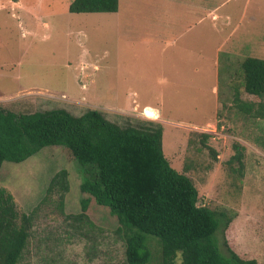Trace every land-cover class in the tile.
<instances>
[{"label":"rangeland","instance_id":"obj_1","mask_svg":"<svg viewBox=\"0 0 264 264\" xmlns=\"http://www.w3.org/2000/svg\"><path fill=\"white\" fill-rule=\"evenodd\" d=\"M72 1L0 0V106L14 113L60 108L77 116L96 109L120 126L148 120L162 124L164 154L173 168L193 180L199 205L226 211L232 220L225 232L230 247L242 258L264 264V117L241 114L232 106L231 87L241 85L245 58L264 57V0H211L217 12L210 33L209 23L205 26L212 84L196 91L177 82L175 74L194 72L175 67L171 52L141 49L124 37L123 12L154 18L161 0H120L119 15L104 19L71 13ZM174 1L180 17L195 14L193 6L202 3ZM147 31L133 29L132 36L150 37L152 29ZM231 36L247 42L229 58L226 38ZM140 53L148 57L137 60L133 54ZM154 56L161 59L159 65ZM145 105L159 110L161 117ZM259 107L257 115L264 116ZM199 133L213 137L204 145ZM235 143L245 147L243 177L234 170L238 165L228 162ZM63 169L69 173L70 190L61 211L57 195L43 200L50 181ZM83 181L78 162L64 146L43 148L21 163L4 162L0 187L13 195L20 213L36 210L24 264H126V243L108 210L91 202V228L70 218L82 212L81 201L88 197L80 190ZM217 238L224 250L220 232ZM150 246V264H159L157 239Z\"/></svg>","mask_w":264,"mask_h":264},{"label":"trees","instance_id":"obj_2","mask_svg":"<svg viewBox=\"0 0 264 264\" xmlns=\"http://www.w3.org/2000/svg\"><path fill=\"white\" fill-rule=\"evenodd\" d=\"M119 5L120 0H73L69 11L115 13ZM240 68L241 85L231 86L232 106L252 116L254 104L243 97L264 98V59L247 57ZM199 134L204 145L213 137ZM163 135L164 127L156 121L120 126L96 109L77 116L60 108L14 113L0 106V172L4 162L21 163L43 148L64 146L81 168L80 190L88 196L81 201L82 212L70 218L91 228L94 223L87 213L91 202L108 210L119 222L126 264H150L153 238L159 245V264H258L230 247L225 236L232 222L228 213L199 205L193 180L166 158ZM233 146L235 154L228 162L237 164L234 170L243 177L245 147ZM69 190V173L63 169L50 181L43 202L55 194L63 211ZM35 222L36 210L20 213L13 195L0 187V264H24Z\"/></svg>","mask_w":264,"mask_h":264},{"label":"crops","instance_id":"obj_3","mask_svg":"<svg viewBox=\"0 0 264 264\" xmlns=\"http://www.w3.org/2000/svg\"><path fill=\"white\" fill-rule=\"evenodd\" d=\"M176 1H166L161 0L159 4L160 7L158 11L155 13V17L151 18L150 16L144 14H124L123 12V29L125 31L124 37L128 42H134L138 46L143 49L145 46H154L156 49L157 54L164 53V52H171V59L174 62V66L180 68L181 65L183 68H190L191 71L194 72L190 74L186 73H179L175 74L180 82H187L191 91L196 90H205L204 85L207 83L209 89L212 84V52H211V43L209 41V48L207 49V38H206V22L209 23L208 30L209 33L211 32V25L213 20V13L217 12V9L212 8L211 0L204 1L199 5L193 6V11L195 14L190 13L188 15H183L180 17L179 11V3L175 4ZM173 4V5H172ZM207 4V6H206ZM165 5H172L166 6ZM127 8V7H125ZM124 8V11L126 12ZM202 12V13H201ZM170 14L172 15L164 17L161 14ZM91 14L94 19H101V18H114L113 15H119V10L115 13H86ZM220 17V16H219ZM224 17V16H223ZM182 18V19H180ZM227 21L229 16L224 17ZM112 20V19H111ZM114 20V19H113ZM112 20V21H113ZM181 20V21H180ZM204 25V28L201 30L200 26ZM145 28V32L149 33L147 30L152 29V33L150 37H143L140 36L142 33H139L137 36V40L135 39L133 34V29H143ZM187 32L191 33L190 36L186 37ZM243 42H247L245 37L240 36L239 38H226V44L229 43L230 52L227 54V57H233L236 53L240 52ZM247 45V44H246ZM209 50V52H207ZM264 53V49H263ZM137 60H142L144 57H148L142 53L140 54H133ZM158 57V56H157ZM263 58L264 57H258ZM157 65L161 62V59H157L155 56L152 58ZM176 62V63H175ZM192 63L195 65L192 66ZM218 62H214L215 71L217 69ZM207 65V70H206ZM197 73V75H196ZM198 76V78H197ZM197 78V79H196ZM198 82V83H197ZM202 82V83H201ZM202 86L200 88L199 86ZM198 86V87H194ZM244 102H249L250 104H254V109L252 114L257 116V113L261 111L260 105L263 106L264 109V100L260 99L256 96H246L243 97ZM145 107H151V105H145ZM153 108V107H151ZM157 116L161 117V112L157 110ZM257 110V111H256ZM256 111V112H255ZM264 112V111H263ZM161 114V115H160ZM260 116V115H259ZM264 117V116H262ZM261 118V117H258Z\"/></svg>","mask_w":264,"mask_h":264}]
</instances>
